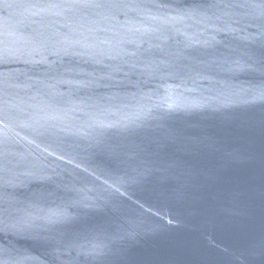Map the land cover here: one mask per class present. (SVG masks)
Segmentation results:
<instances>
[{"label": "water", "instance_id": "obj_1", "mask_svg": "<svg viewBox=\"0 0 264 264\" xmlns=\"http://www.w3.org/2000/svg\"><path fill=\"white\" fill-rule=\"evenodd\" d=\"M0 264H264V0H0Z\"/></svg>", "mask_w": 264, "mask_h": 264}]
</instances>
